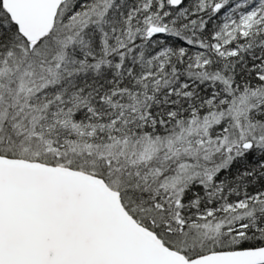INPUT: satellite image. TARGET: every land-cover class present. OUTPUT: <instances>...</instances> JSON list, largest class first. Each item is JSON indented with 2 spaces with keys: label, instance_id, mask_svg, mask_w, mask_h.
<instances>
[{
  "label": "snow or ice",
  "instance_id": "6c2138e0",
  "mask_svg": "<svg viewBox=\"0 0 264 264\" xmlns=\"http://www.w3.org/2000/svg\"><path fill=\"white\" fill-rule=\"evenodd\" d=\"M0 264H264V0H0Z\"/></svg>",
  "mask_w": 264,
  "mask_h": 264
}]
</instances>
